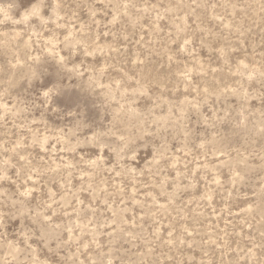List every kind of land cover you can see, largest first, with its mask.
Listing matches in <instances>:
<instances>
[{
    "label": "rangeland",
    "instance_id": "374dc122",
    "mask_svg": "<svg viewBox=\"0 0 264 264\" xmlns=\"http://www.w3.org/2000/svg\"><path fill=\"white\" fill-rule=\"evenodd\" d=\"M0 264H264V0H0Z\"/></svg>",
    "mask_w": 264,
    "mask_h": 264
}]
</instances>
